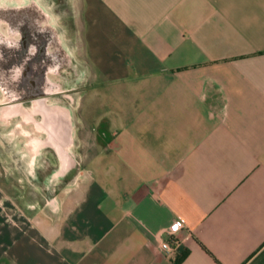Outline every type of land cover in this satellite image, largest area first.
I'll return each mask as SVG.
<instances>
[{
  "label": "crops",
  "instance_id": "1",
  "mask_svg": "<svg viewBox=\"0 0 264 264\" xmlns=\"http://www.w3.org/2000/svg\"><path fill=\"white\" fill-rule=\"evenodd\" d=\"M73 10L64 157L11 150L0 117V264H264V0Z\"/></svg>",
  "mask_w": 264,
  "mask_h": 264
},
{
  "label": "flooded vegetation",
  "instance_id": "2",
  "mask_svg": "<svg viewBox=\"0 0 264 264\" xmlns=\"http://www.w3.org/2000/svg\"><path fill=\"white\" fill-rule=\"evenodd\" d=\"M45 1L0 0V90L4 91H0V102L21 106L22 115L24 108L73 98L68 90L75 77H60L63 71H74L70 49L59 19ZM37 118L34 128L44 127L46 135L54 134L49 130L53 124ZM9 127L7 146L17 150V136L23 133L21 128L14 131L12 124ZM33 141L27 139L26 147L37 150L38 143Z\"/></svg>",
  "mask_w": 264,
  "mask_h": 264
},
{
  "label": "water",
  "instance_id": "3",
  "mask_svg": "<svg viewBox=\"0 0 264 264\" xmlns=\"http://www.w3.org/2000/svg\"><path fill=\"white\" fill-rule=\"evenodd\" d=\"M2 93H4L3 90H0ZM75 97H73L74 99ZM74 102V101H73ZM4 107L0 108V117L5 121L6 124V132L5 135L10 131L9 124H12L14 127V131L18 132V129L21 128V132L23 134H19L17 137L18 139L21 137L25 139V141L31 140L33 142H37L38 144V152H45L50 147H55L56 150L61 154V156L64 157V154L67 149V144L63 140L59 139H52L50 134L45 135L44 134V127H33V123L36 122V118L38 116H41L42 119L44 118L49 122L48 124H53L52 128L49 129L51 132L52 130L55 133L61 132L62 130V124L60 122L61 114L60 112L56 111L57 108H52L49 106V104H40L33 106L32 108H24L23 115L21 114L20 110L22 109L19 105H7V102H3ZM57 118L59 120H57ZM21 121H18V120ZM57 120V122H56ZM76 128V123L72 127V129L69 131L73 132ZM35 132H38L37 134H43L44 138L36 139L33 138V134ZM42 132V133H40ZM26 145V144H25Z\"/></svg>",
  "mask_w": 264,
  "mask_h": 264
},
{
  "label": "rangeland",
  "instance_id": "4",
  "mask_svg": "<svg viewBox=\"0 0 264 264\" xmlns=\"http://www.w3.org/2000/svg\"><path fill=\"white\" fill-rule=\"evenodd\" d=\"M74 1L76 0H57V2H52L51 0H46L45 2L47 4H49V6H51L52 10L55 12V15H56V18L59 19V23L61 25V27L63 28V31H64V37L67 38V36H69L70 38H73V35H74V23H75V19H74V16H75V13H74V10H73V3ZM73 62V60H72ZM73 69L74 71L71 73L69 71H63L61 74H60V77L61 76H64V77H68V75H70V78L73 79V76L75 77L74 80H71L72 84H78V82L80 81V79L82 78V75H80L77 70H76V67L74 66V63H73ZM64 74V75H63ZM74 88V86L72 87H69V90H68V94H70L72 97H77V89L74 90L72 89ZM18 190H15L13 192H18V191H26L27 195H32L34 194V191L31 189V188H17ZM58 189V188H57ZM63 188H59L58 190V193H60L62 191ZM42 191H43V194L44 197H50V196H53L56 191V188H42Z\"/></svg>",
  "mask_w": 264,
  "mask_h": 264
},
{
  "label": "built area",
  "instance_id": "5",
  "mask_svg": "<svg viewBox=\"0 0 264 264\" xmlns=\"http://www.w3.org/2000/svg\"><path fill=\"white\" fill-rule=\"evenodd\" d=\"M179 223L180 227L178 230L173 229L175 224ZM185 230V225L182 221H175L167 231L169 238L167 240H162L160 244V248L164 255L168 258H175L177 256V252L179 247L181 246L184 238L181 237L182 232ZM190 235L187 233L186 238L188 239Z\"/></svg>",
  "mask_w": 264,
  "mask_h": 264
},
{
  "label": "bare ground",
  "instance_id": "6",
  "mask_svg": "<svg viewBox=\"0 0 264 264\" xmlns=\"http://www.w3.org/2000/svg\"><path fill=\"white\" fill-rule=\"evenodd\" d=\"M11 1V0H10ZM39 1V0H38ZM22 2V1H21ZM26 2V1H25ZM43 3V2H42ZM15 5V4H14ZM17 5V4H16ZM56 98V97H55ZM1 99V98H0ZM56 103H52V104H49V106L50 107H53V108H58L56 105H55ZM59 106V105H58ZM30 107V106H29ZM71 114V113H70ZM75 114V113H74ZM67 116V115H66ZM72 118V117H71ZM39 119V118H38ZM37 119V120H38ZM73 119V118H72ZM74 120V119H73ZM44 134H45V132H44ZM46 135V134H45ZM16 136V135H15Z\"/></svg>",
  "mask_w": 264,
  "mask_h": 264
},
{
  "label": "clouds",
  "instance_id": "7",
  "mask_svg": "<svg viewBox=\"0 0 264 264\" xmlns=\"http://www.w3.org/2000/svg\"><path fill=\"white\" fill-rule=\"evenodd\" d=\"M179 227H180V224H179V223L175 224V225L173 226L174 231H175V230H178Z\"/></svg>",
  "mask_w": 264,
  "mask_h": 264
}]
</instances>
